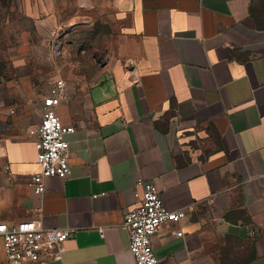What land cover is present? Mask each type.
Here are the masks:
<instances>
[{
  "label": "crops",
  "instance_id": "obj_1",
  "mask_svg": "<svg viewBox=\"0 0 264 264\" xmlns=\"http://www.w3.org/2000/svg\"><path fill=\"white\" fill-rule=\"evenodd\" d=\"M74 1L77 15L106 20L118 46L95 79L54 67V82H66L58 114L74 127L64 135L71 175L47 179L42 196L30 186L39 171L35 130L53 84L40 82L49 71L37 72L52 60L27 33L3 55L0 223L38 219L44 229L72 230L63 262L48 264H135L122 223L139 205L142 180L169 211H186L152 238L160 264H264L257 0ZM0 264H9L1 239Z\"/></svg>",
  "mask_w": 264,
  "mask_h": 264
},
{
  "label": "built area",
  "instance_id": "obj_2",
  "mask_svg": "<svg viewBox=\"0 0 264 264\" xmlns=\"http://www.w3.org/2000/svg\"><path fill=\"white\" fill-rule=\"evenodd\" d=\"M66 82L56 80L43 98L40 124L35 134L38 140L39 171L31 177L30 186L38 196L47 189L46 180L52 177L66 180L71 175L69 144L64 135L74 132V127L62 124L58 107L65 98ZM143 193L139 205L124 217L122 227L130 240V252L135 264H160L152 247V238L169 225H177L186 217V211H169L157 187L140 180ZM39 215L42 208L37 209ZM255 230L251 235H255ZM72 230L44 229L38 219L25 220L12 226L0 223V239L9 264H48L63 262L65 243ZM172 234L184 236L181 229Z\"/></svg>",
  "mask_w": 264,
  "mask_h": 264
},
{
  "label": "rangeland",
  "instance_id": "obj_3",
  "mask_svg": "<svg viewBox=\"0 0 264 264\" xmlns=\"http://www.w3.org/2000/svg\"><path fill=\"white\" fill-rule=\"evenodd\" d=\"M255 10L264 26V0L256 1ZM90 15L87 19L77 15L74 0H0V73L3 55L13 52L20 43L18 37L27 33L37 52L52 60L50 69H38L37 75L44 70L51 73L45 81L39 77L41 84L52 85L54 67L66 64L74 74L82 72L95 79L96 70L101 71L118 45L106 20Z\"/></svg>",
  "mask_w": 264,
  "mask_h": 264
},
{
  "label": "trees",
  "instance_id": "obj_4",
  "mask_svg": "<svg viewBox=\"0 0 264 264\" xmlns=\"http://www.w3.org/2000/svg\"><path fill=\"white\" fill-rule=\"evenodd\" d=\"M258 19H259V18H258ZM259 24H260V26H261V27H263V28H264V26H263V25L261 24V22H260V19H259Z\"/></svg>",
  "mask_w": 264,
  "mask_h": 264
},
{
  "label": "bare ground",
  "instance_id": "obj_5",
  "mask_svg": "<svg viewBox=\"0 0 264 264\" xmlns=\"http://www.w3.org/2000/svg\"><path fill=\"white\" fill-rule=\"evenodd\" d=\"M56 50H57V48H56Z\"/></svg>",
  "mask_w": 264,
  "mask_h": 264
}]
</instances>
